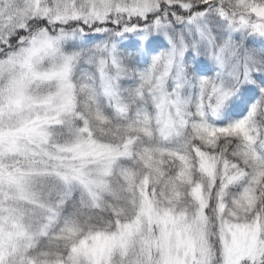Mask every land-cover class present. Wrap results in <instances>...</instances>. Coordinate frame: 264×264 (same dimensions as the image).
Wrapping results in <instances>:
<instances>
[{
  "label": "snow or ice",
  "instance_id": "6c2138e0",
  "mask_svg": "<svg viewBox=\"0 0 264 264\" xmlns=\"http://www.w3.org/2000/svg\"><path fill=\"white\" fill-rule=\"evenodd\" d=\"M0 264H264V0H0Z\"/></svg>",
  "mask_w": 264,
  "mask_h": 264
}]
</instances>
